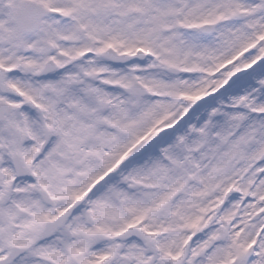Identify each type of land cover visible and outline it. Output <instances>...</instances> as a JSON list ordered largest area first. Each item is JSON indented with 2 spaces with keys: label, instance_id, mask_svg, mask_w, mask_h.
Instances as JSON below:
<instances>
[{
  "label": "snow or ice",
  "instance_id": "1",
  "mask_svg": "<svg viewBox=\"0 0 264 264\" xmlns=\"http://www.w3.org/2000/svg\"><path fill=\"white\" fill-rule=\"evenodd\" d=\"M0 264H264V0H0Z\"/></svg>",
  "mask_w": 264,
  "mask_h": 264
}]
</instances>
